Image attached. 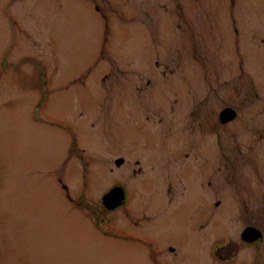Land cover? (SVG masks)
I'll return each mask as SVG.
<instances>
[{
  "label": "rangeland",
  "instance_id": "obj_1",
  "mask_svg": "<svg viewBox=\"0 0 264 264\" xmlns=\"http://www.w3.org/2000/svg\"><path fill=\"white\" fill-rule=\"evenodd\" d=\"M149 2L172 3L0 0V264H152L117 238V224L134 229L126 208L107 214L102 233L75 205L99 204L114 180L145 213L137 228L182 245L183 264H217L213 241L236 233L238 209L219 174L228 164L240 177L243 163L264 166V0H193L196 44L156 25L164 15L146 13ZM194 45L204 57L176 58ZM42 86L48 101L35 122ZM226 107L236 117L220 122ZM166 158L193 162L205 179L218 170L219 205L206 232L192 230L196 206L201 217L207 210L198 188L180 203L163 199Z\"/></svg>",
  "mask_w": 264,
  "mask_h": 264
},
{
  "label": "flooded vegetation",
  "instance_id": "obj_2",
  "mask_svg": "<svg viewBox=\"0 0 264 264\" xmlns=\"http://www.w3.org/2000/svg\"><path fill=\"white\" fill-rule=\"evenodd\" d=\"M172 3L163 2H149L145 8L146 13L151 11L155 15H164L163 19L156 18L153 20L156 25L163 23L166 29L171 30L172 33H176L177 29L179 31V36H181L183 41H188L189 38L196 44V41L201 37L200 25L196 24L197 20L194 19L195 12L197 11L196 4L193 0H171ZM156 5L157 11H154V7L151 5ZM147 32L151 31V24L146 22L144 24ZM170 33L168 30H166ZM13 32V28L11 29ZM198 38L194 40V38ZM196 45H194L195 47ZM200 50L195 47V50L190 51L191 53H179L176 58L180 59L187 54L188 58L193 60H198L200 57L198 54ZM173 52V51H170ZM159 53V52H156ZM161 54L163 52H160ZM166 58H175V56L166 53ZM201 68L197 67L192 70V72L198 71ZM35 77L33 71L30 74ZM36 84H32V88L40 89L41 77ZM45 80H43V84ZM213 83L210 81V89L212 91ZM40 102L33 107L32 113L35 122L40 121L39 110ZM206 100H203L205 103ZM208 102H213V100H208ZM214 104H210L212 106ZM50 108V106H49ZM229 108V107H226ZM49 112V111H48ZM215 114L209 116V121H213ZM233 122V121H231ZM222 124V123H220ZM224 125V124H222ZM201 127V125H199ZM260 131L257 129L256 133ZM70 144V153L73 151V140ZM185 149V148H184ZM186 150V149H185ZM78 151H76L77 153ZM231 154V153H230ZM188 153L185 151V156ZM239 166L236 164H228L224 168L220 169V177H223V184L228 190V195L226 196L230 202H233L238 209V226L236 227V233L223 238L222 240H214L212 243V258L217 264H264V166L256 163H243L241 164L240 176H238ZM162 171H164L161 180V192L162 197L169 202L170 205L174 203L183 202L189 195L191 188H198L200 193V199L203 197L207 201V210L202 211L203 216H200V212L197 211V206L195 211L192 213V230L196 234H201L209 229L210 225L216 220V208L219 205L216 200L217 193H215L214 186L216 180L214 176L217 177L218 170H212L209 172L207 178H202L200 170L195 168L193 162H188L184 164H179L173 162L172 158H166L165 162L162 164ZM141 169L139 173H141ZM234 174V175H233ZM151 188L159 181L154 176H151ZM59 182L66 189L65 182L59 179ZM146 185V181L142 184V189ZM121 186L119 182L115 181L110 185L107 192L103 194L100 199V204H95L90 210L84 208L85 215L91 216L95 219L96 225H99L97 229L104 233L106 230L102 229L100 225L107 223V214L115 211H120L122 208H126L129 212L128 214L123 213L130 221V224L134 226V229H130L124 225L117 224L116 227L120 229L119 236L117 238L121 240L129 239L134 245L139 246L144 252H148V258L152 264H183L185 262V256L187 255L184 251L182 245H179L174 240H169L168 243L162 242L156 235L152 232H142L137 226L140 222L139 215L145 214L139 207V202L130 200V192L125 191V200L120 202L117 208L114 210H108L106 208L105 202L108 204L113 203L115 199V193L107 196L104 201V196L108 194L111 190L118 189L116 187ZM125 190V189H124ZM134 191V190H133ZM134 193V192H133ZM202 194V197H201ZM68 198H70L69 193H67ZM81 210H83L81 208ZM87 215V216H88ZM88 216V217H89ZM90 218V217H89ZM103 221L98 223V221ZM127 224V223H126ZM139 231H137V230ZM226 247V248H225ZM235 250L236 255L230 259L223 260L222 255L233 254L232 251ZM234 252V253H235ZM244 255L242 261H239L241 255ZM149 263V262H148ZM150 264V263H149Z\"/></svg>",
  "mask_w": 264,
  "mask_h": 264
},
{
  "label": "water",
  "instance_id": "obj_3",
  "mask_svg": "<svg viewBox=\"0 0 264 264\" xmlns=\"http://www.w3.org/2000/svg\"><path fill=\"white\" fill-rule=\"evenodd\" d=\"M235 117H236V113L233 112L232 110L228 109V110H225V111L222 112L221 121L224 122V120L225 121L233 120ZM123 163H124V159L123 158H120V159L116 160V165L117 166H121ZM112 193H115V199H114L113 203L108 204L107 202H105L106 208H108V209H115L120 204V202L124 199L123 190L121 188H118L116 190L115 189L112 190L109 194H107L104 197V201L107 198V196L112 195ZM236 253L237 252H235L234 254H224V255H222V259L223 260L230 259V258L234 257L236 255Z\"/></svg>",
  "mask_w": 264,
  "mask_h": 264
},
{
  "label": "trees",
  "instance_id": "obj_4",
  "mask_svg": "<svg viewBox=\"0 0 264 264\" xmlns=\"http://www.w3.org/2000/svg\"><path fill=\"white\" fill-rule=\"evenodd\" d=\"M78 205L83 206V200H80V201L78 202Z\"/></svg>",
  "mask_w": 264,
  "mask_h": 264
},
{
  "label": "bare ground",
  "instance_id": "obj_5",
  "mask_svg": "<svg viewBox=\"0 0 264 264\" xmlns=\"http://www.w3.org/2000/svg\"><path fill=\"white\" fill-rule=\"evenodd\" d=\"M221 118H222V116H221L220 119H219L220 122H221Z\"/></svg>",
  "mask_w": 264,
  "mask_h": 264
}]
</instances>
